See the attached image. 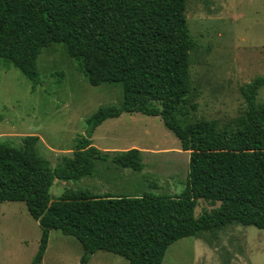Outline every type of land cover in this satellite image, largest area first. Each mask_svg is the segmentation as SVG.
I'll return each mask as SVG.
<instances>
[{"label":"trees","instance_id":"trees-1","mask_svg":"<svg viewBox=\"0 0 264 264\" xmlns=\"http://www.w3.org/2000/svg\"><path fill=\"white\" fill-rule=\"evenodd\" d=\"M53 44L65 47L91 86L121 83L123 101L87 119L86 136L54 169L38 154L37 137L20 147L0 141V202L23 203L41 232L31 264L41 263L52 230L81 244L80 264L99 251L128 264H162L169 246L201 232L230 224L264 231V103L256 104L264 76L240 88L246 112L234 128L188 122L196 105L188 101L186 0H0V60L31 92L43 84L38 57ZM124 114L160 118L189 154L183 191L130 197L66 190L51 200L55 180L92 177L96 162L142 172L139 150L109 155L92 145L96 128ZM199 201L212 209L195 218Z\"/></svg>","mask_w":264,"mask_h":264},{"label":"rangeland","instance_id":"rangeland-1","mask_svg":"<svg viewBox=\"0 0 264 264\" xmlns=\"http://www.w3.org/2000/svg\"><path fill=\"white\" fill-rule=\"evenodd\" d=\"M186 20L193 41L188 101L196 105L187 121L207 120L219 129L234 128L246 112L240 88L264 76V0H186ZM37 65L43 84L31 92L21 73L0 60V141L20 147L23 138L37 137L38 154L54 169L86 136L87 119L100 107L122 103L123 88L121 83L91 86L63 45L43 49ZM263 103L264 87L256 98V104ZM91 140L109 155L139 150L142 172L120 169L110 160L96 162L92 177L55 180L51 200L66 190L130 197L183 191L189 155L180 150L160 118L124 114L102 123ZM211 209L199 201L194 216ZM40 234L23 203L0 202V264H31ZM82 254L75 238L52 230L40 264H80ZM88 264L128 262L99 251ZM162 264H264V231L230 224L216 232H201L169 246Z\"/></svg>","mask_w":264,"mask_h":264},{"label":"crops","instance_id":"crops-1","mask_svg":"<svg viewBox=\"0 0 264 264\" xmlns=\"http://www.w3.org/2000/svg\"><path fill=\"white\" fill-rule=\"evenodd\" d=\"M129 115V114H128ZM132 115V114H131ZM121 117V116H120ZM118 119V118H117ZM97 129V128H96ZM95 132V131H94ZM99 150V149H98ZM103 152V151H102ZM185 153H187V152H185ZM189 155V154H188ZM107 195V194H106Z\"/></svg>","mask_w":264,"mask_h":264}]
</instances>
